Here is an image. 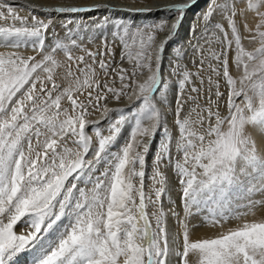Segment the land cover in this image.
Returning <instances> with one entry per match:
<instances>
[{
	"label": "snow or ice",
	"instance_id": "obj_1",
	"mask_svg": "<svg viewBox=\"0 0 264 264\" xmlns=\"http://www.w3.org/2000/svg\"><path fill=\"white\" fill-rule=\"evenodd\" d=\"M197 2L0 0V264H264V0H208L192 67L174 50L165 74ZM98 11L155 18L103 16L95 51L71 19L47 42L57 17Z\"/></svg>",
	"mask_w": 264,
	"mask_h": 264
},
{
	"label": "rangeland",
	"instance_id": "obj_2",
	"mask_svg": "<svg viewBox=\"0 0 264 264\" xmlns=\"http://www.w3.org/2000/svg\"><path fill=\"white\" fill-rule=\"evenodd\" d=\"M16 1L17 0H9V2L13 3L14 6L20 4V3H17ZM35 1H37L39 3L46 4V5H61V4L90 5L92 1L93 2L94 1L99 2L102 0H35ZM120 1H124V2L130 1V3H133V4H142V3L148 2V0H120ZM149 1H152V0H149ZM19 14L21 16H29V12L27 10L20 11ZM37 14L40 15L41 18H43V14H41V13H37ZM105 15H109L111 20L120 19V20H124L126 22L127 21L136 22V20H130V19L124 18L123 16L111 17L112 13L109 14V13H106L104 11H100L97 14H90V15L84 14L82 16V18L81 17H73V16L57 17V19L54 21L53 28H50L48 33H47V37H48L47 42L51 43L53 40V37L57 36V35L60 39L65 40L66 39V29L61 26V23L65 22L67 19H71L73 22L68 24L67 28L73 30V33H74L73 38H76L77 42L79 44H81L84 48L95 51L102 44V34L107 35L108 41L112 40V35H111V33L113 31L112 23H109L106 26V28H104V29L98 28L97 24H96V21ZM189 16H191V13H188V15L186 17V23H188V26H187L188 29L186 30V36L181 41L175 37V39L173 41H171V43L169 44V46L166 50L165 60H164L165 74L167 73V67H168L169 59L172 58L174 50L185 49L187 54L184 56V63L188 64V66L190 68L192 67L191 61H192V59L195 58V54L193 53L192 48L190 46V41L192 43H195V41L193 40V28L195 27V35L196 36L200 35L201 29H200V26L198 24L197 17L194 18V16H193V18H190ZM29 19H30V17H29ZM152 20L153 19H148V20L144 21V19H142V20L137 21V22L144 23V22H151ZM0 23L6 24L8 22H0ZM17 26H19V25H17ZM245 46L248 48H252V47H255L256 45L249 44L247 41H245ZM26 54H34V53H32L31 50H29ZM82 54L83 53L79 49H76L74 51V55H82ZM57 58L60 60H64L63 53L62 52L57 53ZM117 60H119V48H117ZM124 66L128 67V65L126 63L124 64ZM232 74L234 76L239 75V73L237 72V70L234 67L232 68ZM221 84H222L221 90L224 91L225 88L223 86V82H221ZM110 106L115 107L117 105L112 104ZM149 163H151L150 159H149ZM169 175L171 176L172 183H173V191L170 193L171 200L176 202V205H177L176 210L179 211L181 213V215H183L182 209L179 207L180 200H179V197L177 194V190L175 188V176L171 172L169 173ZM164 203H165L166 207L172 206L168 202L167 198H165ZM200 219H201L200 217H197L196 222H199ZM169 223L171 225L175 224L174 220H171V219H170ZM233 223H234V221L226 224L225 226H231V225H233ZM206 228H208V227H206ZM16 231L19 233V232L23 231V229L20 227H17ZM23 256H26V255H21L17 260H19ZM30 260H31V257L29 256L28 264H30Z\"/></svg>",
	"mask_w": 264,
	"mask_h": 264
},
{
	"label": "bare ground",
	"instance_id": "obj_3",
	"mask_svg": "<svg viewBox=\"0 0 264 264\" xmlns=\"http://www.w3.org/2000/svg\"><path fill=\"white\" fill-rule=\"evenodd\" d=\"M17 3H20V4H34V3H39L35 0H17L16 1ZM157 2V0H152V1H149L147 3H142V4H133V3H130L129 2H124V1H120V0H102V1H92L91 4H94V3H107V4H113V5H117V6H121V7H127V8H139V7H151V6H154L155 3ZM159 2L161 3H165V4H171V3H181V2H186V0H159ZM207 3H208V0H198V2L196 3L195 6H193L191 9L187 10L186 13H185V17L181 23V26L180 28L178 29V32H177V35H176V38L178 40H183V38L186 36V30L188 29L187 26H188V23H186V17L188 15V13H191V16H189L190 18H194L198 16V13L202 12L206 6H207ZM100 11L98 12H94V13H89L87 15H90V14H97L99 13ZM107 13V12H106ZM156 16H159V15H162L160 13H157L155 14ZM86 16V15H85ZM94 16V15H93ZM117 16H123L124 18H127V19H130V20H136V23H139L137 21H140L142 19L145 20H148V19H154L155 17L153 15H149V16H131L129 13H126V12H115V13H112V16L111 17H117ZM92 17V16H91ZM252 217H249V219H251ZM256 218H260V213H257V217ZM236 221H234L233 225L231 226H225V228H229V227H235L236 225ZM219 231H221V229H213V228H198L195 232V235H194V239L195 238H200V237H211V236H214L216 235ZM28 260V261H27ZM29 262V256L26 255V256H23L21 257L19 260H17L15 262V264H28Z\"/></svg>",
	"mask_w": 264,
	"mask_h": 264
}]
</instances>
